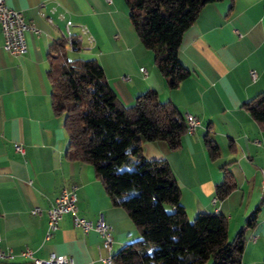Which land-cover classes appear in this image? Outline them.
Segmentation results:
<instances>
[{"label":"crops","instance_id":"0c3cea01","mask_svg":"<svg viewBox=\"0 0 264 264\" xmlns=\"http://www.w3.org/2000/svg\"><path fill=\"white\" fill-rule=\"evenodd\" d=\"M6 3L22 11L40 33L28 30L26 53L14 55L3 48L0 26V247L16 254L5 264H35L20 255L26 248L37 258L54 251L71 256L75 264H103L100 253L114 254L140 238L127 211L112 204L93 166L67 157L69 141L63 118L52 109L47 75L51 44L63 39L67 23L74 35L83 25L93 34V46L71 52L97 59L123 104L131 105L139 94L154 89L183 116L189 112L200 118L201 125L182 136L179 148L172 149L164 140L144 141V155L168 161L189 219L200 212L225 215L229 239L259 206L241 261L264 264V148L254 142L264 141V129L243 107L264 90V0H219L202 7L182 36L179 57L190 74L177 88L168 86L152 51L138 37L125 0ZM205 135L218 145V156L210 155ZM224 166L235 187L219 200L215 188L224 179ZM69 184L77 185L80 215L97 220L100 212L105 214L114 236L111 251L100 252L101 235L75 227L70 214L45 238L46 209ZM35 206L42 214L31 213Z\"/></svg>","mask_w":264,"mask_h":264},{"label":"trees","instance_id":"16d2710c","mask_svg":"<svg viewBox=\"0 0 264 264\" xmlns=\"http://www.w3.org/2000/svg\"><path fill=\"white\" fill-rule=\"evenodd\" d=\"M214 1L219 0H125L131 24L170 88L190 74L179 57L184 32ZM57 49L61 55L50 52L47 75L52 109L63 118L69 141L67 157L93 166L112 204L127 211L140 233L113 254L116 264H242L259 206L229 239L225 215L200 212L189 219L168 161L144 155V141L181 146L186 122L179 108L154 89L125 105L97 59L68 58L64 39L51 44V51ZM243 107L264 129V90ZM204 140L210 155L218 156L216 142L208 135ZM223 169L224 179L215 188L219 200L235 187L233 175Z\"/></svg>","mask_w":264,"mask_h":264},{"label":"built area","instance_id":"2783aa9c","mask_svg":"<svg viewBox=\"0 0 264 264\" xmlns=\"http://www.w3.org/2000/svg\"><path fill=\"white\" fill-rule=\"evenodd\" d=\"M54 11V10H52ZM49 22H52V18H47ZM0 26L4 36L3 48L5 51L14 55H23L27 51L26 32L28 30L34 33H40V29L33 23L27 22L22 11L14 9L7 5L6 0H0ZM63 39L65 42V49L74 51L82 47H91L95 42V37L90 32L87 26H81L80 32L74 35L71 32L70 25L67 23L65 30L63 31ZM51 54L54 57L61 55L60 50H52ZM140 70L145 74L146 69L141 67ZM251 75L256 77V71L252 70ZM186 131L187 134H193L197 128L201 125V120L194 114H185ZM254 142L264 148V141L259 138H255ZM16 149L23 151L21 145H16ZM77 185L69 184L62 188L60 194L55 201L46 209L48 216V226L45 234V238L49 239L53 232L58 228L60 220L64 215L70 214L73 218V224L75 227L80 228L84 233L91 230L97 231L101 237L102 242L99 245V251L106 249L111 251L114 243V236L112 226L106 221L105 214L100 212L97 220L86 218L79 213V207L77 204ZM31 213L34 215L42 214V208L35 206L31 209ZM21 256L31 259L35 264H75L73 258L66 254H58L51 252L47 258H37L33 255V251L30 248H26L20 253ZM16 257V254L12 249H3L0 247V264H5L6 260H11ZM99 259L103 264H116L113 254L102 255L100 253Z\"/></svg>","mask_w":264,"mask_h":264},{"label":"rangeland","instance_id":"374dc122","mask_svg":"<svg viewBox=\"0 0 264 264\" xmlns=\"http://www.w3.org/2000/svg\"><path fill=\"white\" fill-rule=\"evenodd\" d=\"M74 53H77V52H71V51H68L67 52V56H68V58H74L75 57V55H74ZM205 264H210V262H208V263H205Z\"/></svg>","mask_w":264,"mask_h":264}]
</instances>
